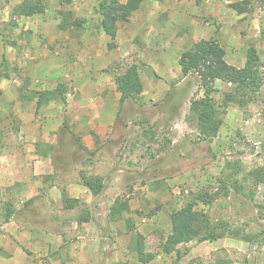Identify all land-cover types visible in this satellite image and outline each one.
<instances>
[{"label":"rangeland","instance_id":"obj_1","mask_svg":"<svg viewBox=\"0 0 264 264\" xmlns=\"http://www.w3.org/2000/svg\"><path fill=\"white\" fill-rule=\"evenodd\" d=\"M22 1L0 0V151H28L35 148L34 143L49 145L59 164L68 168L60 173L59 181L73 179L74 165L82 161L86 174L104 179L108 203L117 197L129 202L127 216L133 218L135 231H128L126 220L110 224L95 219L102 237L96 264L127 262L121 258L127 251L137 264H264V181L253 198L236 191L232 184L233 176L239 178L247 192L251 182H245L243 175L264 164V86L245 108L234 103L225 106L223 99L232 84L217 79L212 96L220 109L215 117L221 120V127L215 137L207 139L190 112L191 100L203 98L205 88L197 74L184 77L176 62L181 51L202 38H213L224 47L225 58L233 65L244 66L251 44L264 60V6L256 0H145L120 25L117 46L110 49V37L98 26L100 0H45L47 10L30 17L14 12ZM234 4L246 10L241 12ZM60 9H70L87 22L78 29L62 30L58 26ZM117 48L119 61L115 67L99 70V76L110 78L136 67L146 92L120 107L113 133L105 143L104 139L98 141V154L91 156L78 127L85 120L84 128L89 130L91 120V56L100 65ZM158 48L165 53L156 63L162 77L150 63ZM45 60L49 64L38 69ZM60 61L65 62L66 72L57 76L54 72ZM69 71L74 77L61 81ZM57 82L67 83L68 101L46 105L47 113L58 117L52 116L54 126L63 120L57 130L49 131L48 115L42 109L34 112L35 100H21L20 94L27 88H50ZM82 99L89 109L77 113ZM19 103L26 105L19 107ZM55 109L60 112L56 114ZM223 171L232 175L230 183L224 182L228 194L220 181ZM200 188L216 192L217 198L210 205L199 203L196 209L206 212L212 222L222 223L219 231L225 228L227 235L214 241L182 243L175 252L165 254L160 243L171 230V213L184 207L191 192ZM104 193L93 195L92 200ZM159 204L162 208L150 215ZM4 206L0 203V224L5 219ZM50 208H42L41 215L29 214L47 223L53 212ZM136 232L145 235V262L137 257ZM237 232L256 238L243 240L234 236ZM34 256L32 264H47L43 257Z\"/></svg>","mask_w":264,"mask_h":264},{"label":"crops","instance_id":"obj_2","mask_svg":"<svg viewBox=\"0 0 264 264\" xmlns=\"http://www.w3.org/2000/svg\"><path fill=\"white\" fill-rule=\"evenodd\" d=\"M118 49L105 55V58L100 60V65H96L93 61L94 57L91 56V120L87 123L89 130L86 131L84 128L85 120L81 121L82 125H78L79 131H82L83 143L91 150V156L98 154L97 151L100 148L97 146L98 141L104 139L102 143H105L109 139L119 115L121 94L117 90L115 76L108 78L98 74L99 70L115 67L120 58L118 53L120 49ZM163 54L165 53L158 48L157 56L150 61L160 77L162 76L156 63L164 58ZM47 61L39 63L37 68L45 67L49 64ZM176 62L180 67L179 57ZM59 64V68H55L54 75H65V62L60 61ZM69 72V75L61 81L74 77L70 75L71 71ZM46 73L50 78L48 69ZM145 92L146 90H143L139 96ZM125 102L127 103L128 99ZM25 105L26 103H19V107H25ZM41 109L44 115H48L46 129L57 130L63 120H59L57 122L59 124L54 126L53 121L58 117L53 116L54 113L48 114L46 105ZM87 109L89 108L83 104L82 99L77 113ZM33 110L37 112L36 102ZM58 111L60 112L59 109H55L56 114ZM34 147L32 150L22 152L0 151V203H10L16 210L9 221H2L0 224V264H32L31 256L33 255L43 257L47 264H96L102 237L99 228L94 224L95 219L99 222L101 220L108 221L110 224L115 223L109 221L108 214L116 198L108 203L110 199L104 198L108 189L104 188L105 193L98 199L92 200L91 190L81 181L80 174L85 172L82 161L74 165L75 175L71 177L73 179L66 183L59 181L60 173L64 174L68 168L59 164L55 152L50 149L51 146L38 147L34 143ZM89 157H85L84 160H89ZM63 189L82 203L74 208L65 209L62 200ZM47 205H51L49 211H53V214H49L47 223H42L41 217H34L33 213L29 214V211H34L41 215L42 208H46ZM52 205L55 210H52ZM100 209L103 210V214L100 213ZM3 213L4 211L2 215ZM97 213L103 216L98 218ZM17 214H19L18 217H16ZM81 214L90 217L92 215L94 220L79 221ZM127 215L128 212L125 213V218L118 222L125 220ZM119 236V232L116 231V240ZM124 253H121L122 259H125L128 264H137L130 258L128 251Z\"/></svg>","mask_w":264,"mask_h":264},{"label":"trees","instance_id":"obj_3","mask_svg":"<svg viewBox=\"0 0 264 264\" xmlns=\"http://www.w3.org/2000/svg\"><path fill=\"white\" fill-rule=\"evenodd\" d=\"M63 1L66 3L71 2V0ZM144 1L145 0H126L125 2L121 0L99 1L97 10L101 20L98 26L102 33L110 37L111 41L108 44L110 49L117 46L116 38L120 25L127 22L130 17L140 9ZM256 1L264 6V0ZM234 5L237 6L241 12L246 10L245 6H241L240 4ZM47 8L48 4L45 0H23L14 6V12L18 15L30 17L43 14ZM59 14L61 16V21L58 26L62 30L78 29L87 22L86 18L75 16L70 9H60ZM10 43L11 45L16 44L15 42ZM225 54L226 51L224 47L213 38H202L195 41L191 48L184 50L179 58L182 75L186 77L197 74L201 85L205 88V96L203 98L191 100L190 112L192 117L197 119L198 128L202 136L207 139L215 137L221 127V120L215 117L219 114L220 109H218V106L214 102V97L212 96L214 83L217 79L232 84V87L225 93L223 99V105L225 106L234 103L245 108L250 101L256 98L257 94L262 91L264 86V60L261 58L255 45L251 44L248 46L246 61L242 67L229 63L225 58ZM3 61L5 64L8 63L5 56ZM115 82L118 91L121 93L120 106L124 104L126 99L134 98L144 90V84L136 67L127 70L123 74L116 75ZM29 83V78H26V84L28 85ZM67 93V83L60 82L53 88H27L25 93L21 91L20 99L24 101L34 99L37 107L36 111L38 112L43 106L52 101L66 103ZM80 176L82 183L91 190L93 195L102 193L105 188V181L101 176L89 175L86 174V172H81ZM222 176L220 181L224 184L225 189H227L225 194H228L229 189L227 184L228 182L230 183V177L232 175L228 177L225 171H223ZM242 178L245 182H251V188H249L247 192L245 191L246 185H244L239 178H235L234 176L232 178L233 186L236 191L253 198L255 189L264 181V164L249 170ZM225 181H227V184L224 183ZM216 198V192H212L206 188H200L191 192L189 200L184 207L171 213V230L165 237H162L160 243L162 251L165 254L175 252L182 243H188L193 240L214 241L227 235L225 228L219 231V228L223 227L222 223L212 222L206 212L196 209L199 203L210 205L215 202ZM62 200L65 209L74 208L81 203L79 199L71 197L66 189L62 190ZM4 205V221H9L16 210L10 203ZM161 208V204L157 205L156 208L150 212V215H153ZM130 210L131 206L129 202L123 200V198L117 197L110 206L108 219L109 221L118 222L125 218V213L130 212ZM90 220H94L92 215L90 217L86 214H81L79 217V221ZM125 220L128 231H135L136 227L133 218L127 217ZM136 233L137 242L135 249L137 257L141 262H145L147 260L145 235L141 232ZM234 236L247 241L256 238L251 235H239L238 232L235 233ZM113 264L128 263L118 261Z\"/></svg>","mask_w":264,"mask_h":264}]
</instances>
